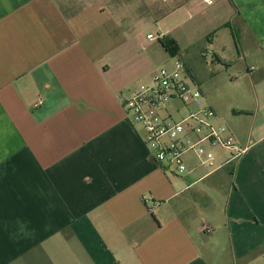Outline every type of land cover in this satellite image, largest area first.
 I'll use <instances>...</instances> for the list:
<instances>
[{
	"label": "crops",
	"instance_id": "0c3cea01",
	"mask_svg": "<svg viewBox=\"0 0 264 264\" xmlns=\"http://www.w3.org/2000/svg\"><path fill=\"white\" fill-rule=\"evenodd\" d=\"M151 29L247 149L230 169L211 145L214 171L153 160L121 102L165 50L140 41ZM178 30L192 46L201 33L227 71L230 35L251 85L230 98L237 121ZM168 105L179 121L194 109ZM0 264H264V0H0Z\"/></svg>",
	"mask_w": 264,
	"mask_h": 264
},
{
	"label": "built area",
	"instance_id": "2783aa9c",
	"mask_svg": "<svg viewBox=\"0 0 264 264\" xmlns=\"http://www.w3.org/2000/svg\"><path fill=\"white\" fill-rule=\"evenodd\" d=\"M206 5H213L215 0H202ZM151 39L155 37L150 36ZM182 63H177L173 70L161 69L149 85L137 89L128 99L121 102L134 116V120L143 128L145 141L153 160L166 171L179 175L189 172L186 155L194 153L202 166L214 167V153L206 145L231 151V161L240 159L247 149L239 146L227 127H214L209 119L215 113L203 106V94L190 83ZM193 106L189 115L180 121L170 120L160 115L167 105L174 101ZM44 104L37 100L35 107ZM211 233L210 229L205 230Z\"/></svg>",
	"mask_w": 264,
	"mask_h": 264
},
{
	"label": "rangeland",
	"instance_id": "374dc122",
	"mask_svg": "<svg viewBox=\"0 0 264 264\" xmlns=\"http://www.w3.org/2000/svg\"><path fill=\"white\" fill-rule=\"evenodd\" d=\"M171 24H173V19H169L166 22V25L171 27ZM186 31L184 30H178L175 32L177 37L180 40L181 48L184 51L185 54H189V57L192 59H188L189 64L193 66V68L200 74L205 75L206 78L204 80L205 84H207L208 88L211 90H214V94L216 97V100L220 103V109L224 110V113L228 116L233 117L235 121H237V117L234 115V107L235 105L232 104L230 101V98L234 94L238 93H244L247 90H251V85L249 82L242 77V75L246 74V65L243 61H238V52L237 49L234 47V45L230 43L231 38L230 35H227L226 37L221 36V45L225 46L227 50H229L230 55L233 56V58L236 60L233 63V68L230 69V67L227 69L222 63H212V57H211V51L208 49V51L204 50L205 47L209 48L208 42L206 38H202V34L198 32L194 35V38L196 39L197 43H193V46L191 45L190 38L185 34ZM148 34H152L150 36L155 37L156 40L154 42H150L152 40L150 36L147 37ZM158 33H156L155 29H151L148 33H145L140 37V41L143 42V44L148 45L151 47L153 43H160V38H156ZM165 36V35H163ZM214 36V35H213ZM171 38V36H168ZM209 38V37H208ZM213 37H210V39ZM200 40V41H199ZM162 47V46H161ZM163 49V48H162ZM186 49H189L186 51ZM203 51V53H201ZM181 56L172 57L168 54L166 49L163 51V54H160V57H157L154 61L151 63L149 62L147 64L146 71L150 73L149 76L143 81H140L138 83L139 88L143 85H150L152 83L153 77L163 68L168 70H173L176 66V64L182 63L183 61L179 60ZM183 64V63H182ZM182 73L185 75L186 69L184 68ZM225 73V74H224ZM204 77V76H203ZM169 106V105H168ZM204 106V105H203ZM160 115L164 118H169L170 120L179 121L175 118H178V116H173L174 118L167 117V112L165 110L160 111ZM215 117V116H214ZM214 117L209 119V122L214 127H227V123L225 121L217 123L216 120L213 121ZM215 155L221 156L223 158L228 157L230 155L229 150H224L222 148H212ZM186 161L192 160L194 161V154L188 153L186 155ZM199 161V162H198ZM198 162V163H197ZM189 163V162H188ZM201 164L199 159L195 158V164ZM196 164V165H197ZM217 167V166H216ZM212 168L208 171H214L215 168ZM205 168V167H204ZM202 169V171H206L205 169ZM201 172V171H200Z\"/></svg>",
	"mask_w": 264,
	"mask_h": 264
},
{
	"label": "trees",
	"instance_id": "16d2710c",
	"mask_svg": "<svg viewBox=\"0 0 264 264\" xmlns=\"http://www.w3.org/2000/svg\"><path fill=\"white\" fill-rule=\"evenodd\" d=\"M160 43L166 49L169 55H171L172 57L178 56L180 48L174 39L170 37H163L160 39ZM233 163H234L233 161H230L226 163L225 166H227L228 169H230L233 166L232 165Z\"/></svg>",
	"mask_w": 264,
	"mask_h": 264
}]
</instances>
